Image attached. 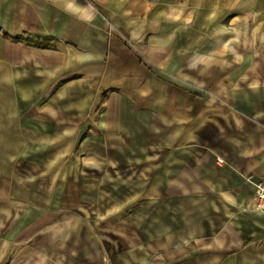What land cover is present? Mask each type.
Segmentation results:
<instances>
[{"label": "crops", "instance_id": "0c3cea01", "mask_svg": "<svg viewBox=\"0 0 264 264\" xmlns=\"http://www.w3.org/2000/svg\"><path fill=\"white\" fill-rule=\"evenodd\" d=\"M121 163L141 174L84 172ZM260 179L264 0H0V264L40 239L43 264H102L99 242L52 260L82 236L46 224L69 180L133 186L143 227L112 260L264 264Z\"/></svg>", "mask_w": 264, "mask_h": 264}, {"label": "rangeland", "instance_id": "374dc122", "mask_svg": "<svg viewBox=\"0 0 264 264\" xmlns=\"http://www.w3.org/2000/svg\"><path fill=\"white\" fill-rule=\"evenodd\" d=\"M70 157V154L69 156ZM119 165L121 167H119ZM114 169L99 168V169H84V172L91 176H98L102 172L108 174L109 177L115 176L120 178L135 177L141 174L142 169L139 165H129L123 167L125 164L121 163ZM55 179V178H53ZM131 179V178H129ZM43 183L32 185L37 190V187H41ZM100 184V189L103 193L100 197H95L90 191L99 186L95 183L88 184L85 187L89 189V195L85 194V198H79V187L76 184L71 183L69 180L67 185L66 203L67 208H55L60 206V194L61 189H66V185H59V183H52L51 185L45 184L47 191L51 195L52 199V211L51 215L46 216V224L51 223L52 226V240L53 242L59 240L61 236H67L70 231L76 227H83L82 236L72 243L70 247L62 251V253L53 256L52 260L61 263L65 260H70L75 257H79L80 253H83L88 246L93 245L94 242H99L103 247L105 253L103 255L102 264H122L118 259H113V256L123 252L126 248V244L129 239H132L135 230L139 231L143 227V217L136 215L127 216L130 211L137 204L135 202H128L126 195L131 192L133 186L131 184H107L103 186ZM108 192V193H107ZM63 194V192H61ZM87 193V192H86ZM63 196V195H62ZM143 212V211H142ZM126 216V217H124ZM123 217L126 218L123 221ZM130 217V219H129ZM62 225L59 227V225ZM141 234V233H137ZM136 235V234H135ZM55 241V242H56ZM45 241L43 239L38 240L34 245L22 250L21 261L25 264H43L41 257V251L43 248L41 245ZM163 253V252H161ZM187 254V252L185 253ZM64 260H63V259ZM32 261V262H31ZM133 262V258L131 259ZM22 263V264H24ZM168 262L167 264H171ZM124 264V263H123ZM138 264V263H129ZM173 264H193L188 262L187 256L178 257Z\"/></svg>", "mask_w": 264, "mask_h": 264}, {"label": "built area", "instance_id": "2783aa9c", "mask_svg": "<svg viewBox=\"0 0 264 264\" xmlns=\"http://www.w3.org/2000/svg\"><path fill=\"white\" fill-rule=\"evenodd\" d=\"M254 197L257 208L264 211V179H260L256 182Z\"/></svg>", "mask_w": 264, "mask_h": 264}]
</instances>
